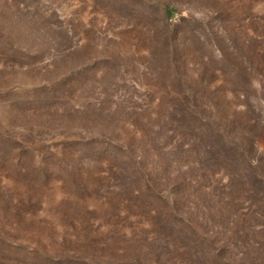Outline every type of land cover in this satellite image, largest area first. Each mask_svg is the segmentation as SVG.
Returning a JSON list of instances; mask_svg holds the SVG:
<instances>
[{
	"label": "rangeland",
	"instance_id": "374dc122",
	"mask_svg": "<svg viewBox=\"0 0 264 264\" xmlns=\"http://www.w3.org/2000/svg\"><path fill=\"white\" fill-rule=\"evenodd\" d=\"M0 264H264V0H0Z\"/></svg>",
	"mask_w": 264,
	"mask_h": 264
}]
</instances>
